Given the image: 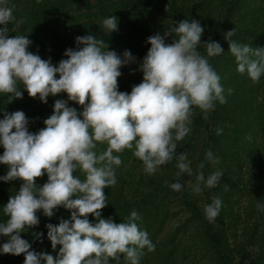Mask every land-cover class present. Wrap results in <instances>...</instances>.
<instances>
[{
  "label": "clouds",
  "instance_id": "1",
  "mask_svg": "<svg viewBox=\"0 0 264 264\" xmlns=\"http://www.w3.org/2000/svg\"><path fill=\"white\" fill-rule=\"evenodd\" d=\"M13 19L12 8L6 0H0V25L5 26L0 29V93L22 99L17 86L23 84L30 97L39 96L45 104L50 95L67 93L69 100L84 110L78 114L66 101L57 100L54 114L37 134L29 132V121L22 111L5 114L0 120V145L4 148L0 164L9 168L0 179L24 182L4 207L9 219L0 223V234L9 240L2 246L3 253L24 254L25 264H109L110 258L119 260L122 254L130 264H139L143 250L155 251V245L135 222L140 219L138 213L132 211L128 222L119 224L101 218L102 210L108 206L104 190L117 183L113 166L122 163L120 156L113 153L135 147L134 155L148 174L175 159L178 178L185 173L192 175L186 153L176 155V142L189 134L194 107L202 110L207 119L215 101L227 102L220 77L197 50L204 29L195 20L180 21L164 36L149 37L151 48L140 68L143 82L128 94L118 90V79L122 75L120 69L134 62L129 51L122 59L109 51L102 39L77 37L83 47L67 50L68 59L54 66L50 60L28 51L32 42L27 37H8L7 25ZM103 25L109 33L118 30L113 16L104 19ZM172 33L177 39L166 44V37ZM234 34L235 29L227 32L225 39L237 61V70L241 74L247 72L253 82H258L264 75V49L241 45L231 39ZM205 46L208 57L223 53L217 42L210 41ZM228 92L231 94L232 90ZM98 144L107 145L99 154L95 151ZM206 159L216 162L211 151ZM198 167L201 171L193 190L200 193L201 182L214 188L222 173L216 171L205 179L204 163ZM77 171L85 175L84 180L73 175ZM45 173L48 182L38 187L36 181ZM171 188L179 192L183 185L176 182ZM221 205L216 196L205 206L210 222H215ZM60 206L71 210V221L47 225L53 250L61 246L58 257L31 251V245L20 233L39 224V210L51 218ZM90 215L97 223L89 221Z\"/></svg>",
  "mask_w": 264,
  "mask_h": 264
},
{
  "label": "trees",
  "instance_id": "2",
  "mask_svg": "<svg viewBox=\"0 0 264 264\" xmlns=\"http://www.w3.org/2000/svg\"><path fill=\"white\" fill-rule=\"evenodd\" d=\"M6 4L14 16L7 25L8 37H27L32 42L28 51L50 60L54 66L68 59L67 50L83 47L77 43V37L102 39L108 50L121 58L129 51L134 62L126 65L128 72L120 69L122 75L118 79V90L128 94L143 82V74L136 73V62L143 63L147 56L151 48L149 37L164 36L180 21L195 20L201 25L204 32L198 52L209 60L217 74L221 65L225 73H231L225 80L242 79L248 82L247 86L255 87V97L240 99L235 109H230L229 98L224 104L215 101L207 119L202 110L193 108L190 132L176 142V155L186 153L191 176L185 173L177 177L175 159L148 174L143 162L134 155L135 147L114 152L122 163L113 166L117 183L104 190L108 206L102 210L101 218L119 224L128 222L132 211L138 213L140 219L135 222L155 245V251L143 250L139 264H264V75L253 82L247 72H237V61L225 39V34L235 29L233 41L264 49V0H6ZM112 16L117 19L118 30L109 33L103 20ZM4 27L0 25V29ZM176 39L172 33L165 42L171 44ZM210 41L221 45V55L207 56L205 45ZM56 78L59 79L58 74ZM17 87L22 99L0 93V120L5 114L22 111L29 121L30 133L37 134L46 127L44 121L54 114L57 100L66 101L78 114L84 110L69 100L67 93L50 95L45 104L39 96L30 97L23 84ZM80 118L83 119L82 115ZM106 148V144H98L95 151L99 154ZM208 151L215 163L206 159ZM3 153L0 145V155ZM200 163H204L205 179L216 171L222 177L214 188L201 182L202 191L196 193L193 189L201 171ZM8 171L7 165L0 164V177ZM73 175L85 179L80 171ZM47 182L46 173L36 181L38 187ZM176 182L183 185L179 192L171 188ZM23 183L20 179H0V223L9 219L4 207L10 197L19 193ZM216 196L222 201L221 210L215 222H210L204 209ZM245 198L248 205L243 213L239 208ZM36 215L39 224L21 232V238L28 241L31 251L57 258L61 246L53 250L47 225L71 221V210L60 206L51 218L43 210ZM88 219L97 223L94 216ZM8 240L0 234V264H25L24 254L3 253L2 246ZM109 264L130 262L122 254L119 260L110 258Z\"/></svg>",
  "mask_w": 264,
  "mask_h": 264
},
{
  "label": "rangeland",
  "instance_id": "3",
  "mask_svg": "<svg viewBox=\"0 0 264 264\" xmlns=\"http://www.w3.org/2000/svg\"><path fill=\"white\" fill-rule=\"evenodd\" d=\"M124 58V55L122 56V59ZM137 65V74H143V72L140 70L142 63L140 62H136ZM223 65H221V68L218 69V76L220 77V79H224L223 81H220L223 89H224V96L227 99L229 98L228 104L230 105V109H235V107L238 105L239 100L243 99V100H247V98L251 99V97H255V87H250L247 86L246 81L239 79L236 81H232L231 78L228 80H225V78H227L231 73H225L222 69ZM123 71H126L125 69H127L126 65L124 67L121 68ZM238 72V70H236ZM124 77V76H123ZM231 89L232 92L231 94H229L228 90ZM249 90V92H248ZM245 109H250V108H245ZM248 205V202H246V198H245V202H243L242 204H240V211L244 213L246 206Z\"/></svg>",
  "mask_w": 264,
  "mask_h": 264
}]
</instances>
